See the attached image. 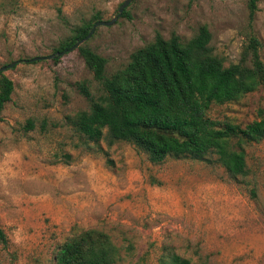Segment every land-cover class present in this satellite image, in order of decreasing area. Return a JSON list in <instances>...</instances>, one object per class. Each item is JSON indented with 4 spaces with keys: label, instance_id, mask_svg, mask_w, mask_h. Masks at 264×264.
<instances>
[{
    "label": "rangeland",
    "instance_id": "1",
    "mask_svg": "<svg viewBox=\"0 0 264 264\" xmlns=\"http://www.w3.org/2000/svg\"><path fill=\"white\" fill-rule=\"evenodd\" d=\"M123 0H0V66L12 82L0 112V264H52L57 245L80 229L107 233L114 264H161L175 253L190 264H264V139L243 146L246 174L215 160L166 157L149 162L131 143L84 142L68 117L87 108L78 85L97 83L76 48L48 55L71 29ZM249 19L247 0H130L83 44L121 68L155 33L180 40L204 25L223 65L239 61L250 35L264 62V0ZM264 114V81L208 115L243 126ZM30 120L32 128H26ZM254 190V197L250 190Z\"/></svg>",
    "mask_w": 264,
    "mask_h": 264
},
{
    "label": "trees",
    "instance_id": "2",
    "mask_svg": "<svg viewBox=\"0 0 264 264\" xmlns=\"http://www.w3.org/2000/svg\"><path fill=\"white\" fill-rule=\"evenodd\" d=\"M256 0H247L249 19ZM121 12V16L125 15ZM94 13L71 29V34L53 52L83 38ZM210 34L200 25L194 35L180 40L176 34L164 38L155 33L152 40L134 49L125 65L105 72L106 59L81 44L76 50L97 83L92 94L87 85L78 87L87 108L68 117L74 131L86 142L97 143L103 131L109 142L131 143L151 163L166 157L215 160L233 177L246 174L243 146L264 139V114L243 126L208 115L211 105L236 101L264 81V62L259 58L258 41L252 35L239 61L223 65L208 45ZM11 80L0 72V112L10 99ZM30 120L25 127L32 128ZM254 197V190H250ZM7 239L0 228V243ZM161 264H190L175 253ZM118 248L109 235L95 228L80 229L54 250L52 264H114Z\"/></svg>",
    "mask_w": 264,
    "mask_h": 264
},
{
    "label": "water",
    "instance_id": "3",
    "mask_svg": "<svg viewBox=\"0 0 264 264\" xmlns=\"http://www.w3.org/2000/svg\"><path fill=\"white\" fill-rule=\"evenodd\" d=\"M130 2V0H123L121 1V3H119V5L117 6L116 8V14L111 17L110 19H107V20H103V19H97L95 20L92 25L90 26L89 30L87 31L86 35L81 38V39H76L74 41V43L72 45H70L69 47L67 48H63L62 50L60 51H56V52H52L48 55H38V56H33V57H30L29 59H27V61H37V60H44V59H49V58H53L55 56H59L61 54H63L64 52L68 51V50H72L74 48H76L82 41H84L85 39H87L89 37V35L92 33V31L95 29V27L97 26H100V25H110L113 23V21L115 20L116 17H118L122 10L125 9V7L128 5V3ZM15 62L17 61H11L5 65H2L0 66V72H2L3 70L11 67Z\"/></svg>",
    "mask_w": 264,
    "mask_h": 264
}]
</instances>
